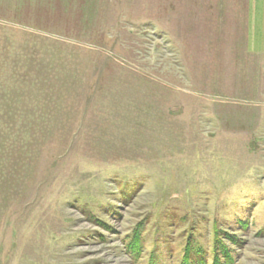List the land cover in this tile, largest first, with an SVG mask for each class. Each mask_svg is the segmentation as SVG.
Here are the masks:
<instances>
[{"label":"rangeland","instance_id":"rangeland-1","mask_svg":"<svg viewBox=\"0 0 264 264\" xmlns=\"http://www.w3.org/2000/svg\"><path fill=\"white\" fill-rule=\"evenodd\" d=\"M263 6L0 0V264H264Z\"/></svg>","mask_w":264,"mask_h":264},{"label":"trees","instance_id":"trees-1","mask_svg":"<svg viewBox=\"0 0 264 264\" xmlns=\"http://www.w3.org/2000/svg\"><path fill=\"white\" fill-rule=\"evenodd\" d=\"M224 235L226 239H223L219 233L215 235L214 253L211 263H208L201 250L196 252L194 249L191 251L192 248H190L188 252L186 251L185 264H188L189 257L192 259V264H236L232 249L225 240H228L232 246L237 245L238 242L234 239V235H227L226 233ZM190 252L191 255H189Z\"/></svg>","mask_w":264,"mask_h":264},{"label":"crops","instance_id":"crops-1","mask_svg":"<svg viewBox=\"0 0 264 264\" xmlns=\"http://www.w3.org/2000/svg\"><path fill=\"white\" fill-rule=\"evenodd\" d=\"M264 7V6H263Z\"/></svg>","mask_w":264,"mask_h":264}]
</instances>
